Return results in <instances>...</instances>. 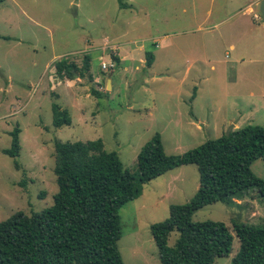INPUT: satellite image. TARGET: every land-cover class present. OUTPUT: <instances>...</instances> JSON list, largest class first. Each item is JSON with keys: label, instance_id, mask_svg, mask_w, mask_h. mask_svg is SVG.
Instances as JSON below:
<instances>
[{"label": "rangeland", "instance_id": "rangeland-1", "mask_svg": "<svg viewBox=\"0 0 264 264\" xmlns=\"http://www.w3.org/2000/svg\"><path fill=\"white\" fill-rule=\"evenodd\" d=\"M120 1L124 7L118 0L0 2V220L51 204L57 189L55 139L99 138L104 150L115 151L134 172L138 150L155 132L164 152L177 154L233 128L264 126L259 0ZM119 44L149 51L150 64L115 65ZM84 55L91 81L79 78L68 85L50 70L56 59L80 65ZM90 89L100 95H85ZM52 102L67 109L69 125L52 126ZM15 126L20 148L12 158L3 149ZM250 170L264 178V157L254 159ZM197 179L194 164L174 167L143 184L141 194L118 209L117 248L124 264H158L148 226L167 217L169 204L187 201ZM191 220L221 221L229 228L231 250L212 264H230L238 247L232 223L264 224V205L249 188L228 203L199 208ZM176 238L171 231L167 245Z\"/></svg>", "mask_w": 264, "mask_h": 264}, {"label": "trees", "instance_id": "trees-1", "mask_svg": "<svg viewBox=\"0 0 264 264\" xmlns=\"http://www.w3.org/2000/svg\"><path fill=\"white\" fill-rule=\"evenodd\" d=\"M151 58L145 50L147 65ZM112 61L116 65L118 57L113 55ZM52 66L60 79H92L87 55L80 65L61 57ZM89 93L100 95L94 89ZM50 109L52 126L70 124L67 109L55 102ZM18 132L15 126L9 133V147L3 149L12 158L20 148ZM52 156L57 186L52 202L39 211L17 210L0 220V264H124L117 248L118 209L137 198L143 184L184 164L196 166L195 192L183 203L169 204L167 217L148 226L158 264H212L215 257L230 252L233 236L223 222L191 220L199 208L217 201L228 203L230 196L249 188L257 191L264 205V178L250 170L254 159L264 157L262 125L230 129L177 154H166L155 132L138 150L134 172L122 166L115 151L104 150L99 138L55 139ZM14 167H19L16 160ZM174 230L177 238L168 246V235ZM232 231L238 247L229 263L264 264V224L233 222Z\"/></svg>", "mask_w": 264, "mask_h": 264}, {"label": "crops", "instance_id": "crops-1", "mask_svg": "<svg viewBox=\"0 0 264 264\" xmlns=\"http://www.w3.org/2000/svg\"><path fill=\"white\" fill-rule=\"evenodd\" d=\"M124 45L119 44L118 46H115V48H117V52L116 53H117V57H118V63L122 62V61H125V60L131 61V62H135V63H137V62H141L142 63V62L146 61L144 59V51L145 50L141 46L127 48ZM154 45H156V44H154ZM230 47H231V45H230ZM140 55L142 57H140ZM99 56L100 55L98 54L97 58ZM50 70L52 71L53 74H55L54 68H53L52 65H51ZM106 76L109 79V84H110V82H111L110 81V77H108V74ZM58 79H60V78H58ZM64 81L66 82V84L71 85V84H74V83H79L80 79L78 77H75L74 79H64ZM106 81H107V79H106ZM106 85H107V83H106ZM109 86L111 87V84ZM85 95L89 96L90 93L85 92ZM70 122H71V119H70Z\"/></svg>", "mask_w": 264, "mask_h": 264}, {"label": "water", "instance_id": "water-1", "mask_svg": "<svg viewBox=\"0 0 264 264\" xmlns=\"http://www.w3.org/2000/svg\"><path fill=\"white\" fill-rule=\"evenodd\" d=\"M257 12L259 14L260 19L262 20V22L264 23V0H259L258 4H257ZM146 65V62H145ZM109 77V74H108ZM107 86L109 87V79L107 78Z\"/></svg>", "mask_w": 264, "mask_h": 264}, {"label": "built area", "instance_id": "built-area-1", "mask_svg": "<svg viewBox=\"0 0 264 264\" xmlns=\"http://www.w3.org/2000/svg\"><path fill=\"white\" fill-rule=\"evenodd\" d=\"M99 59H100V68L105 69L107 66L106 63L101 58H99Z\"/></svg>", "mask_w": 264, "mask_h": 264}]
</instances>
